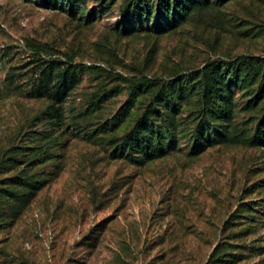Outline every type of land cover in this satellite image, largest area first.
I'll use <instances>...</instances> for the list:
<instances>
[{
  "label": "rangeland",
  "instance_id": "rangeland-1",
  "mask_svg": "<svg viewBox=\"0 0 264 264\" xmlns=\"http://www.w3.org/2000/svg\"><path fill=\"white\" fill-rule=\"evenodd\" d=\"M130 1L85 0L72 13L64 0H0V168L9 156L24 168L45 148L53 162L38 169L57 171L28 205L0 191V264H207L226 238L233 257L218 264H264V146L192 150L193 89L167 109L166 155L138 163L112 154L152 100L135 89L143 77L198 91L208 61L264 56V0H209L161 29L157 0L141 15L127 11ZM41 59L79 66L59 124L37 95ZM232 91L231 126L253 133L264 106L251 110L250 91ZM18 175L0 170V187Z\"/></svg>",
  "mask_w": 264,
  "mask_h": 264
},
{
  "label": "trees",
  "instance_id": "trees-1",
  "mask_svg": "<svg viewBox=\"0 0 264 264\" xmlns=\"http://www.w3.org/2000/svg\"><path fill=\"white\" fill-rule=\"evenodd\" d=\"M41 1L53 8L60 4V0ZM64 1L72 13H76L80 5L85 2V0ZM208 4L209 0H157L154 24L160 29L162 26L168 27L175 18L185 17L195 9ZM127 8V11H132L134 15H141L151 13L154 7H150L147 0H131ZM161 13L165 14V19L161 18ZM40 62L37 95L48 102L42 113L54 124H59L63 116L62 104L79 82V66L71 60L41 59ZM200 75L198 91L193 87L188 89L187 84L181 85L179 79L164 83L159 80L153 82L143 77L142 81L136 83L135 89L139 90V93H149L152 95V100L136 115L129 130L121 136L112 153L113 156L143 163L166 155L172 149L170 143L166 144V140L175 131L173 111L168 112L167 109L175 98L186 99L191 89L197 95L198 109L201 112L194 129L192 150L200 152L214 142L234 140L250 146H264V113L253 133H244L237 130L236 126H231L235 106L233 86L250 91L252 103L249 109H261L264 106V56L241 55L230 64L221 63L218 59L211 60L204 64ZM157 105L161 108V112L157 109ZM91 110H94V105L91 106ZM30 155L25 161L24 168L18 167L19 160L13 156L8 157L12 162L6 169L0 168L1 172L9 167L19 168V175L15 179L13 177L4 179L0 191L12 201L19 200L26 205L57 172H43L42 169H38L39 165L53 162V156L45 148ZM239 216L235 213L231 214L227 223L234 224V220ZM222 240L214 247L207 264L226 263L233 257L231 243L227 238Z\"/></svg>",
  "mask_w": 264,
  "mask_h": 264
}]
</instances>
